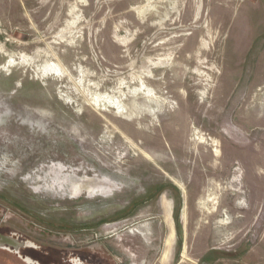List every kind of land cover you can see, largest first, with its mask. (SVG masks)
Returning <instances> with one entry per match:
<instances>
[{"label": "rangeland", "instance_id": "obj_1", "mask_svg": "<svg viewBox=\"0 0 264 264\" xmlns=\"http://www.w3.org/2000/svg\"><path fill=\"white\" fill-rule=\"evenodd\" d=\"M0 233L37 264H264V0H0Z\"/></svg>", "mask_w": 264, "mask_h": 264}, {"label": "flooded vegetation", "instance_id": "obj_2", "mask_svg": "<svg viewBox=\"0 0 264 264\" xmlns=\"http://www.w3.org/2000/svg\"><path fill=\"white\" fill-rule=\"evenodd\" d=\"M5 245H7V247ZM24 246L32 247V248L36 247V245L33 242L19 241L18 238L16 239L14 237L5 236L0 233V247L17 254L23 261L26 262V264H37L36 261L30 258L29 256L27 255L23 256L20 253V249L23 248Z\"/></svg>", "mask_w": 264, "mask_h": 264}, {"label": "bare ground", "instance_id": "obj_3", "mask_svg": "<svg viewBox=\"0 0 264 264\" xmlns=\"http://www.w3.org/2000/svg\"><path fill=\"white\" fill-rule=\"evenodd\" d=\"M200 139H202V138H200ZM215 139V138H214ZM207 141V140H206ZM212 144V143H211ZM207 145V144H206ZM213 145V144H212ZM200 146V145H199ZM220 146V145H219ZM208 148V147H207ZM211 148V147H210ZM201 149V148H200ZM202 150V149H201ZM201 150H199V151H201ZM216 150H217V148H216ZM197 151H198V149H197ZM192 152H193V150H192ZM202 152V151H201ZM204 152V151H203ZM196 153V152H195ZM208 154H209V152H208ZM200 155H202V154H200ZM196 156V155H195ZM203 156V155H202ZM209 155H205V156H203L202 158H204V161H206V159L205 158H207ZM210 156H212V154L210 155ZM214 156H216V155H214ZM216 158V157H215ZM208 160H209V158H208ZM203 161V162H204ZM208 162H210V160L208 161ZM207 162V163H208ZM218 165V164H217ZM213 167V166H212ZM218 167V166H217ZM216 167V168H217ZM208 168V167H207ZM50 169V171H56L57 170V168L56 167H50L49 168ZM223 169V168H222ZM220 170V169H219ZM224 170V169H223ZM208 172V171H207ZM210 172V171H209ZM211 173H212V171H211ZM210 173V174H211ZM57 173H54V175H56ZM207 174V173H206ZM209 174V173H208ZM207 174V175H208ZM213 175H214V173H213ZM57 176H59V175H57ZM56 176V177H57ZM219 176V175H218ZM216 177V176H215ZM216 181V180H215ZM85 185H87V184H85ZM88 186V185H87ZM229 200V199H228ZM230 202V201H229ZM231 211L233 212V208H231ZM234 212H235V209H234ZM237 212V211H236ZM210 216H212V214H210ZM236 226V225H235ZM168 243V242H167ZM167 246H168V244H167Z\"/></svg>", "mask_w": 264, "mask_h": 264}]
</instances>
